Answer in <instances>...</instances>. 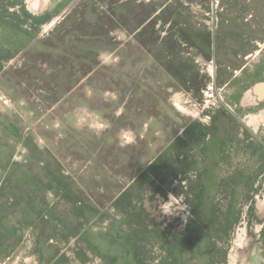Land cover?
Wrapping results in <instances>:
<instances>
[{"label": "rangeland", "instance_id": "374dc122", "mask_svg": "<svg viewBox=\"0 0 264 264\" xmlns=\"http://www.w3.org/2000/svg\"><path fill=\"white\" fill-rule=\"evenodd\" d=\"M0 264H264V0H0Z\"/></svg>", "mask_w": 264, "mask_h": 264}, {"label": "bare ground", "instance_id": "6f19581e", "mask_svg": "<svg viewBox=\"0 0 264 264\" xmlns=\"http://www.w3.org/2000/svg\"><path fill=\"white\" fill-rule=\"evenodd\" d=\"M71 194L70 195V197L67 195V194H69V193ZM69 197V198H68ZM74 196H73V194L70 192V191H63V193H62V195H60V198L59 199H55V200H52V201H54L53 202V204L51 205V207L52 208H55L56 209V211L57 212H59V213H61V214H67L68 216H72V217H76V215H77V213H76V211H80L81 210V208H83L82 206H79V207H77V206H75L73 203L74 202H72V200H71V198L72 199H74L73 198ZM55 198V197H54ZM70 199V200H69ZM62 200V201H61ZM51 201V202H52ZM69 201H71V202H69ZM67 203H69V204H67ZM59 206V207H58ZM73 206H75V209L74 210H72V208H73ZM77 220H79V219H77ZM76 220V221H77ZM72 221H73V219H72ZM75 221V222H76ZM80 221V220H79ZM85 221V220H84ZM75 222H73L72 223V226L74 225V223ZM69 225V224H68ZM68 225L66 226V229H65V233L66 234H69L70 232H71V228H69L68 227ZM62 227H65V225L63 224V226ZM64 236V235H63ZM81 250H79L76 254H77V256L81 259V260H83V255H82V253L80 252Z\"/></svg>", "mask_w": 264, "mask_h": 264}]
</instances>
